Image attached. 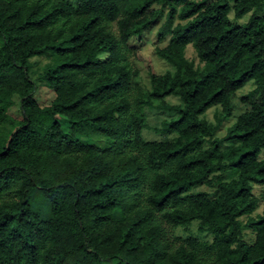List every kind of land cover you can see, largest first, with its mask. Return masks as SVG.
<instances>
[{
  "label": "trees",
  "instance_id": "obj_1",
  "mask_svg": "<svg viewBox=\"0 0 264 264\" xmlns=\"http://www.w3.org/2000/svg\"><path fill=\"white\" fill-rule=\"evenodd\" d=\"M160 22L168 68L145 83L133 43ZM35 57L50 59L49 106ZM147 107L173 138H143ZM262 149L264 0H0V264H264Z\"/></svg>",
  "mask_w": 264,
  "mask_h": 264
},
{
  "label": "rangeland",
  "instance_id": "obj_2",
  "mask_svg": "<svg viewBox=\"0 0 264 264\" xmlns=\"http://www.w3.org/2000/svg\"><path fill=\"white\" fill-rule=\"evenodd\" d=\"M208 1H212V0H208ZM230 18L233 21H237L238 23H245L250 18V14H247L241 20H235L234 14L231 13ZM161 22L158 23L156 25V27L151 32L146 34V36L143 37V39L133 43L135 45H141V47H142V49H141L142 53L138 59L143 58V57L147 58V63H145V64H143L139 61H136V63H135V65L141 71V74L143 76V80L145 83L149 82L148 81V74H147V71L145 68L151 67L152 63L154 65L153 67L155 69V72L159 73V74L164 73L166 71V69L168 68L166 62L163 61L162 59L156 57L154 54V48L156 46L164 47L167 44V42H163V43H159V44L157 43V30H158ZM186 56L189 60H192L197 66L199 65V60H198L196 51L191 45H189L187 47ZM30 61L32 62L30 76L36 83L35 95H36L37 101L41 106H49L54 101L55 95H54L53 91L47 86V84L45 82H43L42 77L44 76L46 68L50 64V59H48L47 57H35V58H32ZM250 89H251V84H248V86H245L244 88L239 90V94L237 93L238 97L243 93H247ZM166 102L176 105V104H179V98L174 97V96H169L166 98ZM236 102H238V101H236ZM242 109L243 108L240 107L236 111L235 114H238L239 112H241ZM11 112L15 117L20 116L19 99H16V105L13 107ZM143 112L146 115V117L148 119V123L151 127V129H144L142 131V136L145 140H147V141H162V140H166V139H171L175 136V134H169L168 135V134H164L163 132L159 131L162 128L163 121L166 119L167 120L170 119L169 117L171 115L169 112L158 110V109H152L149 107L144 108ZM221 115H222L221 107L220 106H213L208 111H206V113H204L202 115V117L205 118L208 122L216 125L218 122L217 118ZM232 122H234V121L231 120L229 122L222 123L221 127L219 128V131L217 132V136L219 138H222L226 135L227 128L232 124ZM10 127H11L10 125H7L5 127L6 131H10V129H11ZM102 138H104V137H102ZM101 145H103V144H101ZM226 147L227 146L224 145L222 148L226 149ZM260 159L264 160V149L261 150ZM221 175L225 180H230L232 178V176L230 175V170H226L225 172L221 173ZM193 191L213 192L214 188H209V187L203 185V186L195 188ZM254 194L258 197V199H260V202H259L257 210L251 215V217H253V218H255L259 214H261L263 207H264V202L262 201V195L264 194V184L255 185L254 186ZM247 219H248V216L241 217V220L243 221V223H245L247 221ZM197 228H198V225L196 223H194V225H192L189 228V232L194 233L196 236L201 237L202 235L197 231ZM172 231L174 232V234L175 233H179L178 235L182 234V230H179V229H173ZM243 235H244L245 241L251 242L253 240L254 235L250 230L244 231ZM207 239H210V237L208 236Z\"/></svg>",
  "mask_w": 264,
  "mask_h": 264
}]
</instances>
